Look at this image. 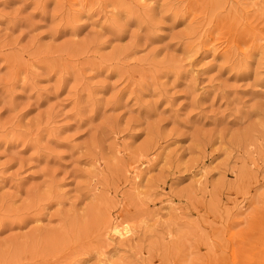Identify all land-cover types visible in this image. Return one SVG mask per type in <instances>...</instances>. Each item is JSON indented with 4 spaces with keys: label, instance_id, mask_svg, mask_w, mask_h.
<instances>
[{
    "label": "rangeland",
    "instance_id": "rangeland-1",
    "mask_svg": "<svg viewBox=\"0 0 264 264\" xmlns=\"http://www.w3.org/2000/svg\"><path fill=\"white\" fill-rule=\"evenodd\" d=\"M247 247L263 264L264 0H0V264Z\"/></svg>",
    "mask_w": 264,
    "mask_h": 264
},
{
    "label": "bare ground",
    "instance_id": "bare-ground-1",
    "mask_svg": "<svg viewBox=\"0 0 264 264\" xmlns=\"http://www.w3.org/2000/svg\"><path fill=\"white\" fill-rule=\"evenodd\" d=\"M138 177V175H136ZM104 228H105V232L107 233V235L109 234L116 237L119 240H124L126 238H128L131 234V230L130 228L127 226V224L124 221H119L116 220L115 222L113 221H106L104 223ZM129 239V238H128ZM257 252L256 250H254V248L252 247H247L245 249V253L243 254L242 258L240 261H236L235 260V256L233 254V257L231 259V263L233 264H246L245 261L250 257L255 255ZM221 264H226V263H221ZM264 264V263H263Z\"/></svg>",
    "mask_w": 264,
    "mask_h": 264
}]
</instances>
